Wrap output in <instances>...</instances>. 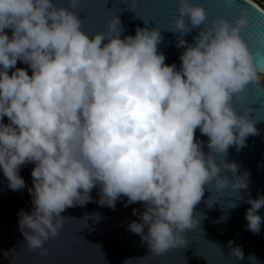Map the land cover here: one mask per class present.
I'll return each mask as SVG.
<instances>
[{"label":"clouds","instance_id":"1","mask_svg":"<svg viewBox=\"0 0 264 264\" xmlns=\"http://www.w3.org/2000/svg\"><path fill=\"white\" fill-rule=\"evenodd\" d=\"M88 2L0 0V172L9 190L20 191L26 187L20 168L33 165L27 189L32 207L17 212L25 247L46 254L45 244L65 221L76 220L61 215L66 209L90 202L115 209L123 196L124 207L143 204V211L132 210L139 222H129L128 231L163 256L183 247L185 233L206 218L194 209L209 184L232 193L228 209L241 200L250 205L246 230L259 234L264 196L252 199L249 193L245 200L241 190L248 191V173L237 175L239 165L226 157L230 146L239 151L259 134L251 109L237 112L233 104L243 103L250 83L264 93L256 86L257 73L264 71L258 63L264 47L257 51L264 20L251 31L248 9L235 0H218L236 7L231 20H209L196 0H174L177 15L164 30L178 34L177 67L165 64L158 51L161 28L137 27L122 38L125 30L113 16L103 31L86 32L75 9ZM129 3L134 7L136 0ZM194 30L189 44L183 37ZM18 61L31 75L16 68ZM94 188L98 200L90 195ZM209 198L205 204L211 208L216 201ZM88 219L99 222L101 216L78 221L87 227ZM229 254L244 259L239 246ZM248 262L258 264L252 254Z\"/></svg>","mask_w":264,"mask_h":264},{"label":"water","instance_id":"2","mask_svg":"<svg viewBox=\"0 0 264 264\" xmlns=\"http://www.w3.org/2000/svg\"><path fill=\"white\" fill-rule=\"evenodd\" d=\"M203 4L208 18L211 20L216 16H222L231 20L238 15L235 6H229L218 2V0H196ZM238 6L248 9L250 19L253 21L251 31H258V20H264L261 8L256 2L250 0L260 11H256L245 0H235ZM66 6V4H65ZM83 21V29L86 32L103 31L107 21L113 17H119L124 28L123 35H134L137 27L161 28V43L158 51L166 56L165 64L175 63L179 67V54L182 49L176 48L175 42L178 34L164 29L171 27V21L177 15L174 0H136L133 7L129 0H89L87 4L75 9ZM11 36L9 30H5ZM198 30L183 38L193 43V37ZM264 47V42L258 43L257 51ZM255 54V53H254ZM258 63L264 66V60L258 57ZM16 68H24L31 75L28 66L20 63ZM9 70V75H11ZM262 75L264 71L258 72ZM257 87L264 88L257 82ZM234 109L240 112L245 107L251 111L249 119L256 120L255 127L258 135L249 136L245 146L236 150V146L228 149L226 162H236L239 165L238 173H248V191L241 190V194L248 198L250 193L252 199L257 195L264 196V93H261L253 84H249L244 93L243 103H234ZM7 123V118H4ZM196 137L207 141L199 130ZM202 150L207 153L206 145ZM31 163L20 168L19 175L25 182V189L11 191L7 188V182L0 172V264H122L123 261L133 259L131 264H249L248 256L254 255L258 264H264V222L261 224L259 234H252L246 230L244 213L250 207L244 200L239 201L234 209L226 207L232 193L228 189L217 191L211 184L205 188L201 202L196 205L194 213H202L206 218L202 220L199 228L185 233L186 243L183 247L170 249L163 256H156L151 253L145 243H141L140 237L128 231L127 225L131 221L139 222V215L134 216L132 210L143 211V204L135 203L124 207L126 197L117 200L115 209L100 207L90 202L84 207L66 209L61 213L64 217H73L76 220H66L63 228L59 231L54 240L45 244L46 254L41 255L39 250L29 251L24 245V238L18 230L17 212L24 210L28 212L32 207L30 196L27 191L32 187ZM227 172V170H224ZM229 179H232L230 173ZM93 200H98L97 189L90 193ZM210 196V198H209ZM213 203L208 208L205 201ZM99 213L101 219L96 222L94 219L87 220V227L81 220L85 215ZM264 221V208L257 213ZM226 219L219 221L220 217ZM229 241L232 245H229ZM239 246L244 259L237 261L229 254L230 247ZM14 250L7 258L4 252Z\"/></svg>","mask_w":264,"mask_h":264},{"label":"rangeland","instance_id":"3","mask_svg":"<svg viewBox=\"0 0 264 264\" xmlns=\"http://www.w3.org/2000/svg\"><path fill=\"white\" fill-rule=\"evenodd\" d=\"M257 3H259L264 8V0H255ZM258 76V83L262 84L264 86V74Z\"/></svg>","mask_w":264,"mask_h":264},{"label":"trees","instance_id":"4","mask_svg":"<svg viewBox=\"0 0 264 264\" xmlns=\"http://www.w3.org/2000/svg\"><path fill=\"white\" fill-rule=\"evenodd\" d=\"M254 2H256L255 0H253ZM257 3V2H256ZM259 4V3H258ZM260 5V4H259ZM261 6V5H260ZM262 7V6H261ZM263 8V7H262ZM264 9V8H263ZM260 84V83H259ZM260 85H262V84H260ZM263 86V85H262ZM264 87V86H263Z\"/></svg>","mask_w":264,"mask_h":264},{"label":"built area","instance_id":"5","mask_svg":"<svg viewBox=\"0 0 264 264\" xmlns=\"http://www.w3.org/2000/svg\"><path fill=\"white\" fill-rule=\"evenodd\" d=\"M258 4V3H257ZM259 5V4H258ZM260 6V5H259Z\"/></svg>","mask_w":264,"mask_h":264}]
</instances>
